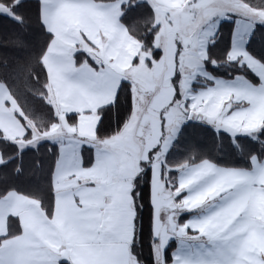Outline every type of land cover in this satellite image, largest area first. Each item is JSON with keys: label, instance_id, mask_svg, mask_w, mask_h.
I'll use <instances>...</instances> for the list:
<instances>
[{"label": "snow or ice", "instance_id": "1", "mask_svg": "<svg viewBox=\"0 0 264 264\" xmlns=\"http://www.w3.org/2000/svg\"><path fill=\"white\" fill-rule=\"evenodd\" d=\"M27 12L43 42L0 60V264H264V0H0Z\"/></svg>", "mask_w": 264, "mask_h": 264}, {"label": "trees", "instance_id": "2", "mask_svg": "<svg viewBox=\"0 0 264 264\" xmlns=\"http://www.w3.org/2000/svg\"><path fill=\"white\" fill-rule=\"evenodd\" d=\"M39 26L36 22L34 12L26 13L25 24L17 27L10 19H4L0 17V36H16L20 35L21 37H28L30 43L27 44L24 48H15L9 47L7 51L0 48V60L8 58L10 61H19L24 62L27 60L35 48L43 42V37L39 32ZM258 42L264 40V37L258 35ZM37 103V102H33ZM38 106V105H37ZM46 163H51L54 160V157L50 153H43ZM32 160V154H29L24 158V165L26 168L30 167Z\"/></svg>", "mask_w": 264, "mask_h": 264}]
</instances>
